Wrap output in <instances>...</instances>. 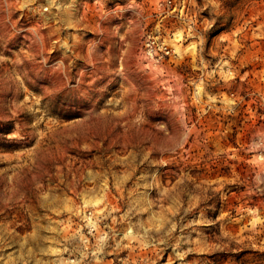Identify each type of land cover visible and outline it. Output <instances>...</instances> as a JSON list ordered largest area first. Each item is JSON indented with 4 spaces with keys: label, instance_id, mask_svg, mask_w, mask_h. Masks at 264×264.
<instances>
[{
    "label": "rangeland",
    "instance_id": "374dc122",
    "mask_svg": "<svg viewBox=\"0 0 264 264\" xmlns=\"http://www.w3.org/2000/svg\"><path fill=\"white\" fill-rule=\"evenodd\" d=\"M0 264H264V0H0Z\"/></svg>",
    "mask_w": 264,
    "mask_h": 264
}]
</instances>
